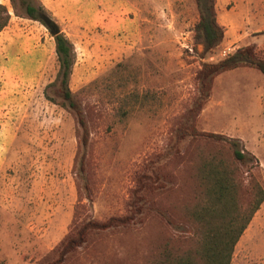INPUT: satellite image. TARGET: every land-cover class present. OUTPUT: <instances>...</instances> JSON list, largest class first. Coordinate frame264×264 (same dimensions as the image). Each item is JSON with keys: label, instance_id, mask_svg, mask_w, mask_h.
Returning a JSON list of instances; mask_svg holds the SVG:
<instances>
[{"label": "rangeland", "instance_id": "obj_1", "mask_svg": "<svg viewBox=\"0 0 264 264\" xmlns=\"http://www.w3.org/2000/svg\"><path fill=\"white\" fill-rule=\"evenodd\" d=\"M39 1L73 44L69 88L84 128L60 105L57 85L47 87L58 68L49 29L0 0L10 13L0 31V264L56 261L74 227L124 215L138 176L152 167H160L164 184L151 196L156 209L139 223L88 233L62 264H161L165 246L173 255L198 249L202 231L190 211L204 197L192 176L193 151L229 154L213 139H191L183 130L174 151L172 138L180 122L190 120L198 131L238 138L254 157L235 162L240 207L252 197L250 177L264 189L259 70L218 74L199 114L188 117L202 64L252 41L264 56V13L247 0H214L224 33L245 38L236 48L221 42L204 54L194 40L196 0ZM230 264H264V200Z\"/></svg>", "mask_w": 264, "mask_h": 264}, {"label": "trees", "instance_id": "obj_2", "mask_svg": "<svg viewBox=\"0 0 264 264\" xmlns=\"http://www.w3.org/2000/svg\"><path fill=\"white\" fill-rule=\"evenodd\" d=\"M10 2L15 12L19 7L26 17L44 24L39 14L46 16L48 14L39 0H10ZM196 2L199 18L194 25V40L203 44L204 54H210L222 42L224 28L216 20L214 0H196ZM9 19L10 13L7 6L0 3V31L7 26ZM53 40L58 68L55 79L47 87L57 85L56 92L61 99L60 105L74 112L79 127L83 129L84 122L80 115V108L69 88V79L75 60L73 44L60 30L53 36ZM243 66L256 68L264 75V56L257 54L255 45L248 44L238 47L215 62L202 64L195 76L198 95L193 100L188 117H191L193 112H196V115L199 114L210 97L213 80L218 74ZM44 94L48 100H53L47 91ZM185 122H180L174 138H172L174 151L175 145L184 138L183 131H185L191 139L201 137L210 143L213 139L221 147L225 146L229 157H224L221 151L204 154L197 147L193 151L192 176L202 187L204 201L198 203L194 208L192 207L190 214L201 228L202 243L198 249L176 255L169 252L165 246L157 261H162L161 264H199L196 261H202L203 264H230L236 242L264 200L263 187L250 177L252 197L243 208L238 202L240 184L233 176L235 162L245 163L254 157L251 152L244 150L238 138L220 133L198 131L191 120L187 125ZM84 137L85 134H82V139ZM136 186L132 190L128 211L124 215L109 217L104 221L87 220L81 226L74 227L73 233L60 244L56 261L50 264H62L67 254L85 241L88 233L139 223L150 211L155 210L156 205L151 200V196L164 188L160 167L157 169L152 167L150 174L141 173L137 178Z\"/></svg>", "mask_w": 264, "mask_h": 264}, {"label": "crops", "instance_id": "obj_3", "mask_svg": "<svg viewBox=\"0 0 264 264\" xmlns=\"http://www.w3.org/2000/svg\"><path fill=\"white\" fill-rule=\"evenodd\" d=\"M245 4L253 5L257 11H259L260 13H264V0H247ZM53 7H51V8H53ZM235 29H238V26H235ZM232 36H233V34L230 33V31L227 29L224 33V37H223V41H222L223 43L228 44L232 48H236V47L240 46V45H238V42L244 41V38H245V35L242 34L241 32L238 33L236 35V37L235 36L232 37ZM250 43L254 44L255 42L252 41V42H249L246 44H250ZM243 44H245V42ZM243 67H245V66H243Z\"/></svg>", "mask_w": 264, "mask_h": 264}, {"label": "water", "instance_id": "obj_4", "mask_svg": "<svg viewBox=\"0 0 264 264\" xmlns=\"http://www.w3.org/2000/svg\"><path fill=\"white\" fill-rule=\"evenodd\" d=\"M39 17L42 19V21L44 22L46 27L49 29L52 36H54L58 33L59 28H58L57 24L52 19H50L48 16H46L44 14H39Z\"/></svg>", "mask_w": 264, "mask_h": 264}]
</instances>
